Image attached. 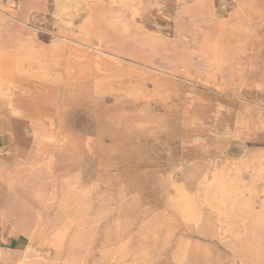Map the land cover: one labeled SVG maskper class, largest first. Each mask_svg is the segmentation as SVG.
I'll use <instances>...</instances> for the list:
<instances>
[{"label": "rangeland", "instance_id": "1", "mask_svg": "<svg viewBox=\"0 0 264 264\" xmlns=\"http://www.w3.org/2000/svg\"><path fill=\"white\" fill-rule=\"evenodd\" d=\"M18 2L19 4L13 6V9L14 12L27 17L24 21L30 32L26 33L24 38L30 41L25 40L29 42V51L43 54L56 47L63 52L69 48L68 53L86 55L92 48L91 44L85 41L82 26L87 19L91 18L94 23L97 19L84 10V5L81 6V17L76 22L75 32L68 34L61 19L55 14L54 0H18ZM192 3L193 0H120L117 5H113L112 14L117 17L115 19L120 29L133 31L142 25L148 29L150 35H153V42L157 40L164 42L179 54L185 55L188 63H178L175 66V73H172V77L182 84L189 83L186 90L188 93H185V105L187 104L185 117L175 120L176 124H173L175 131L186 130L188 133L203 130L214 133L218 128L222 139L219 149L221 148L222 152L227 150L228 146L233 147L236 161L240 166L236 176L252 182V166L248 159L244 158L247 155L244 150L250 147L249 153L253 154L251 150L264 146V95L254 94L247 89H230L226 86L196 83L186 76V71L191 66L190 57L192 56L197 63L201 58L198 54L201 36L189 25V18L185 17V9H189ZM218 3L209 2L208 10L214 11L219 8ZM156 7L162 8L170 17L159 15ZM236 7L237 5L228 6L226 15L232 13ZM134 9L139 11L137 15H134ZM211 21L214 25L211 27V35L215 36L218 33V22L215 19ZM261 26L260 19L254 18L253 25L247 26V32L255 34ZM38 42L42 44L39 45ZM72 47L75 48L74 51ZM111 47L107 44L106 49H101V61L104 63L106 59L107 67L113 66L121 71L127 67L126 65H132L141 69L142 65L139 62L116 55ZM13 49L9 47L8 52L16 55L17 52ZM42 69L46 72L50 71V67L44 63L37 66L17 60L12 70H0V80L5 83L4 88L0 90V177H3L0 190L5 201L2 209L5 212H15L19 220L29 228H34L35 222L40 219L49 220L52 217L63 216L71 220L66 230L62 228L65 224L63 223L54 233L51 232L52 234L48 232L45 235L47 232L45 227L39 228L36 232L38 239L34 240L30 251L34 258L39 260H37L39 264H63L60 258L65 251V243L69 241L68 235H76L90 243V246L78 249L72 260L65 264H191L189 257L185 256V251L190 252L191 249V255L195 256L200 244L209 246V249L215 251V255L220 256L216 257L214 262L209 261L210 264H240L234 252L222 245L234 239L227 234L226 222L222 221L216 225L217 231L222 235L221 242L204 236L199 225V217L204 206L198 197L195 200L200 204L199 206L194 202H188L190 198L186 188L188 186L185 183V173L192 172L195 179L201 184H206L211 174L214 157L210 156L207 160L199 159V156L189 159L187 154L198 155V147L205 146L206 143L199 144L200 146L185 145V150L181 153L176 149L183 148L182 142H177V139L171 141L167 139V135L161 137L162 135L156 134L148 137L143 134L136 138L129 128L130 121L132 124L136 121L128 118V114L133 109L132 102L119 104L118 113L113 117V114L107 110L115 106L111 96L92 94L91 97L90 94L82 93L77 98H73L74 90L77 88L70 87L64 75L57 84L35 80V76ZM125 72L124 77L128 80L126 89L129 97L127 95V98L141 94L138 75L130 71ZM151 82L149 79L142 80V83L146 84L144 89L149 90L148 92L153 89ZM76 92H82L81 87ZM46 94L57 95L60 100L47 102ZM101 103L103 104L100 105ZM144 103L147 104V107H143L145 114L161 111V106L155 100H146ZM37 105L43 107L53 105L54 108L59 109V112L54 117L29 115V108L32 109ZM62 114L64 116H61ZM191 114L193 118L190 117ZM244 137H246V145L233 144L232 140L235 138ZM13 150H17L18 156ZM77 159L83 162L78 170L74 168ZM201 169L203 172L200 171ZM239 184L238 190H242L243 195L246 196L254 193V190H261L253 198L259 206L264 199V181L251 185L250 189H246L244 183ZM59 186L72 187L77 194L79 193V199L71 195L66 200V205L55 209L54 202L59 196ZM199 193L200 191L197 190L196 194ZM238 200L243 202L245 197L240 196ZM211 213H215V217L218 218L217 211ZM244 213H247L245 207H235L220 212L222 218H229L230 215L233 219L241 215L244 218ZM237 224H233V228L240 226ZM33 232L34 229L30 235H33ZM258 240L259 251L263 254L260 264H264V231L258 236Z\"/></svg>", "mask_w": 264, "mask_h": 264}, {"label": "bare ground", "instance_id": "2", "mask_svg": "<svg viewBox=\"0 0 264 264\" xmlns=\"http://www.w3.org/2000/svg\"><path fill=\"white\" fill-rule=\"evenodd\" d=\"M119 1L120 0H54L55 14L57 17L61 19V22L64 26V30L68 34H73L75 32V29L77 26L76 22L81 17V9H82L81 6L82 5H84V10L87 13H89L91 17L97 19L96 23H94L91 18L85 20L82 26V34L85 38V41H87V43H90L92 48L89 50V52H87L86 55H84L83 53L82 55H77L76 53L73 54L74 52L68 53L67 51H69V48L68 49L66 48L67 51L63 52L56 47L55 48L52 47L53 49L50 48L51 50H48L44 52L43 54L39 52L37 53L34 51L33 52L29 51L28 49L30 48L29 46L30 41L27 40L28 38L27 39L24 38L25 34L30 32V29L25 25V21H24L26 20L27 17L24 14H19L18 12H14V9H13V6H16L19 4L18 0H0V70H3V71L4 70L8 71L9 69L12 70V67H14V64L16 63L17 60L25 64L37 65V66L42 65L44 63L45 65H48L50 67V71L46 72V71H43L42 69V71L37 73V75L35 76L36 77L35 80H43V82L51 81L52 83L55 82L57 84L61 80V76L64 75L70 87L72 86L77 89L81 87L82 89V92H78V93L76 92L77 89H75L73 98L75 97L77 98L82 93H85L88 95L90 94V96L92 94H100V95L108 94L109 96L112 97L114 104H115V106H113L112 109L110 108L107 109L113 114V117L114 115L116 116V114L118 113L117 110H118L119 104L123 105L127 101L132 102L133 109H132V112L128 114V118L129 119L132 118L134 120L136 119V121H134L133 124L130 121L129 128H130L131 134L136 138L142 136L143 134H146L147 136L160 134L162 135L161 137H163L164 135H168L167 133L170 132L171 130L170 123L172 122L173 118L176 116V111L180 110L182 113H185L186 111L185 106L187 104L185 105V93H188L186 92V90H187V86L189 83L182 84L181 82H179V80L172 77L173 75L172 73H175L176 71L175 66L178 63L186 64L188 63V61L185 55L179 54L178 52L173 50L171 47H169L164 42H161L158 40L153 42L152 41L153 35H150L148 29L142 25L136 27L135 30L133 29V31L129 29H126V30L120 29L117 23L118 21L115 19L117 17H114V15L112 14L113 5H117ZM209 2H219L218 3L219 8H217L214 11H209L208 10ZM230 5H237V7L232 11V13L228 14L227 16L226 13L228 11V6ZM156 10L158 11L159 15L165 16L166 18L170 17V15L166 14L162 8L156 7ZM29 11L31 10L29 9ZM138 12H139L138 10L134 9L133 13L134 15H137ZM185 17L189 18V22H190L189 25L194 30H196L198 34H200L201 36V39L199 40L200 48L198 50V54L201 55V58H199V61L197 63L193 59L192 56L190 57L191 66L186 71L187 77L191 78L196 83L203 82L209 86H226L230 89H236V88L240 90L247 89V90L253 91L254 94L264 95V0H193L191 7L189 9H185ZM254 18L260 19V21L262 22V26L257 31V33L251 34L247 32V26L253 25ZM211 19H215L218 22L217 23L218 33L215 36L211 35V27H214ZM29 39H32V38H29ZM41 44L39 43V45ZM66 44H69V43H66ZM107 44L112 46L111 50L116 55L124 56V57H127L129 59L139 62L142 65L141 69L136 68L135 66H132V65H129V66L126 65L127 67H124L125 69H121L122 71L121 72L118 68H115L113 66L112 68L107 67L105 64L106 59L105 61L103 60L104 63L101 61V49L103 48L106 49L105 47H107ZM48 46L50 47V43ZM9 47H13L14 48L13 50H15L17 54L15 55L14 52H13L14 54H12V52L11 53L8 52ZM73 49L75 48L72 47V50ZM79 51H80V48H79ZM80 54H81V51H80ZM46 67L47 66H45V68ZM147 69L148 70L152 69V71H148ZM125 71H130L138 75L140 79L138 86H139V89L141 90L140 91L141 94L139 95L134 94L131 96V98H127L128 94H127L126 84L128 80L124 77L126 74ZM10 72L13 73V71H10ZM143 79L144 80L149 79L150 81H152L151 83L153 84V89L150 90V92H148L149 90L147 91L144 89L146 88L145 87L146 84L145 85L143 84L145 81L142 83ZM196 83L194 84L196 85ZM4 84H3V81L1 82L0 80V90L4 88L3 87ZM133 85L132 87H134ZM190 87H192V85ZM46 92L47 91H45V93ZM41 94L43 95V93ZM223 94L225 95V93ZM38 98L42 99V97H38ZM93 98H94V95H93ZM150 99L155 100L156 103L159 104V106H161L160 112L146 113V114L144 113L143 107H147V104H145L144 102ZM45 100L47 102H54L60 99H58L57 95H52V96L48 95L47 97H45ZM71 101H74V100H71ZM103 103H101L100 105H102ZM26 104H29V103H26ZM84 104H86V102H84ZM30 107H31V104H30ZM34 107H32V109L29 108L28 110L29 115L34 114L37 116H45V117L53 116L54 117V115H56V113L59 112L58 111L59 109L54 108L53 105H48L47 107L37 105ZM124 107L125 106H123V108ZM126 107H129V106H126ZM66 111L68 113L69 110L67 109ZM61 116H64V114H62ZM191 116L192 114L190 115V117ZM37 135L39 137V134ZM245 140H246V137L240 138V139L237 138L232 141H233V144L237 146H244ZM54 143L56 142L54 141ZM228 147L229 148L227 150L220 152L218 155L214 157L212 167L210 169L211 174L206 184H201V182L197 180L196 184L193 187H191V185L188 184L187 180L189 177H193L194 175L192 174V172L185 173V183H186V186H188L186 188L188 190V196L190 198L188 202H194L197 206H199L200 204L196 202L195 200V198L198 197L201 201V204L204 206V210L199 217V225H200V228L202 229L204 236H207L208 238L213 239L215 241L217 240V242L219 241L221 242L222 235L217 231L216 225L224 221L226 222L225 229L228 232L227 234L230 235V237H233L234 239L233 241L223 243L222 245L227 246L232 251V253L234 252L233 254L235 258L238 259L240 264H260L263 254L261 251H259V248H258L260 244L258 240V236H260L264 231V199H262L260 202V205L257 206V202L254 201L253 198H255L256 194L261 190H258V189L254 190L255 191L254 193L246 196V195H243L242 190H238V187L240 185L239 183H244L246 189H250L251 185H254L255 183L259 181H264V155L261 156V154H258V155L252 154L253 156H250L251 155L249 153L250 150H248L250 147L244 150L245 151L244 153L245 154L247 153V155H245L244 158H247L249 163H251L252 173H253V181L247 182V181H244V179L238 178L236 176V172H238L240 168V166L238 165L239 162L237 163L236 158H235V149H233V147L230 148V146ZM15 151L16 150H13V152ZM79 161L80 160L77 159L75 162L76 164L74 168L76 170H78V168L80 167ZM200 171H202V169ZM2 172H3V169H2ZM197 190L200 191L199 195L196 194ZM71 195H75L76 199H79L80 197L79 193L77 194L72 187L70 186L60 187L58 199L56 200V202H54L55 209L61 208L62 205H66L65 202H67L66 200L69 199ZM172 196L174 197V195ZM172 196L171 198L174 199ZM240 196L245 197V200L243 202H240L238 200ZM170 206L172 207L173 205H170ZM235 207H245L247 209V213H244L245 215L244 218H242V215L239 218L237 217L234 219L230 218V215H229V218L221 217L222 215L220 214L221 211L223 210L227 211L228 209H234ZM216 211L219 213L218 218L215 217L214 215L215 213L214 214L211 213V212H216ZM120 214H121V211H120ZM122 217H124L123 214H122ZM13 218L15 220V223H17L16 224L17 227L22 229L24 236H26L29 239V243H34V240L38 239L36 232L41 227L46 228L47 232L45 231L46 232L45 235H47L48 232L49 234L54 233V231L60 227V224L65 223L63 225L64 227H62L65 230L68 229L69 225L71 224V220L63 216L52 217L49 220L40 219L39 221L37 220L34 224L33 235L27 236L25 235L26 233L24 230L25 225L19 220L15 212H13ZM135 220H136V217H135ZM241 222H243L242 223L243 225H241ZM116 223H117V220H116ZM233 224H237L240 226H238L235 229L233 228ZM233 231H235L236 233H233ZM68 236H69L68 237L69 241L68 243H65V248H64L65 251L60 258V261L63 264L70 262L72 260L73 255L78 249H81L83 247L88 248L90 246V243L81 239L80 237H77L76 235H73V236L68 235ZM200 245H198L199 250L195 251L196 253L195 256L191 255L192 254L190 253L191 249H190V252L185 251V256L189 257L190 263L191 264H210L209 261L214 262L215 258L217 257L215 255L216 253L214 254L215 251H213L212 249H209V246L207 245H203V244H200ZM30 247L31 246L29 245H25L21 249L20 254L16 261H14L15 260L14 257L11 258L10 256H7V255L0 256V264H39L37 261L38 259L34 258L32 252L30 251ZM211 257L214 260L211 259Z\"/></svg>", "mask_w": 264, "mask_h": 264}, {"label": "crops", "instance_id": "3", "mask_svg": "<svg viewBox=\"0 0 264 264\" xmlns=\"http://www.w3.org/2000/svg\"><path fill=\"white\" fill-rule=\"evenodd\" d=\"M179 113H181V116L179 115ZM179 113L176 112L177 117L175 116L171 122L172 124L170 123L171 130H170V132L167 133L168 135L166 136L169 138V140H171V138H172L171 141H173L174 139H177V142L178 141L182 142L181 144L183 145V148L176 149V150L183 153L185 150L184 149L185 145L193 144V145L198 146L199 144H205L206 143V145L204 147L203 146L198 147L199 148V149H197L198 155H191L190 156V154H187V158L191 159V158H194L196 156H199V159L204 158L205 160H207V158H209L210 156H211V158H213L216 155H218L221 152L220 150H222L221 148L219 149L220 142H221V133H220V131H218V128H217V130H214V133L210 132V131L204 132L203 130H198L197 132H188V133L186 132V130H185V132L184 131L183 132H176L174 129V126H173V124H176L175 120H179L180 118L183 119L185 117V113H182L181 111H179ZM184 133H186V134H184ZM198 133H200V134H198ZM172 135H174L175 138ZM189 135H190V137H189ZM261 136L263 137V132L261 133ZM211 137H214V139ZM232 138H234V137H232ZM251 151L253 154H256V155L261 154V156H262V155H264V146H261L258 149L251 150ZM14 154L16 156H18L17 150L15 151ZM189 159H188V161H190ZM79 162H80V165L83 163L81 160ZM80 167H82V166H80ZM2 179H3V177H0V183L3 182ZM194 179L195 178L193 176V177H189L187 180L188 184L191 185V187H193L198 180V179H195V180ZM2 198H4V195H2V191L0 190V200H1L0 201V256L7 255V256H10L11 258L14 257V259H15L14 261H16L18 256H19V253L21 251L20 249L23 248L25 245L32 246V243H29V239L26 236H24L22 229L17 227V225H16L17 223H15V220L13 218V212L3 211L2 206L4 205L3 203L5 201ZM33 229L34 228H29V227L25 226V228H24L25 233H26L25 235H27V236L30 235V233L32 232Z\"/></svg>", "mask_w": 264, "mask_h": 264}]
</instances>
